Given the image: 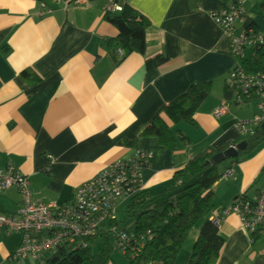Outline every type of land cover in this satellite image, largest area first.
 Instances as JSON below:
<instances>
[{"label":"crops","instance_id":"crops-1","mask_svg":"<svg viewBox=\"0 0 264 264\" xmlns=\"http://www.w3.org/2000/svg\"><path fill=\"white\" fill-rule=\"evenodd\" d=\"M127 2L150 22L147 49L144 56L131 55L114 67L107 44L118 32L104 20L107 0H88L82 6L0 0V166L12 164L26 176L36 203L71 204L83 184L115 162L131 160L138 149L152 154L141 173L142 189L158 194L196 154L242 143L248 147L253 137L238 134L233 125L251 120L254 105L238 107L224 97L228 75L240 62L231 55L229 36L211 17L225 3ZM25 71L38 80L27 82ZM202 84L211 85V93L194 117L196 127L174 130L186 144L164 149L152 138H140L135 148L125 144L139 138L191 87ZM222 104L228 112L216 118ZM235 160L219 168L233 176L213 187L216 216L240 197L254 201L264 185V147L247 160ZM19 208L17 191L0 194V213L13 215ZM199 229L189 234L177 264H187ZM219 231L225 244L218 264H264V238L251 242L235 214ZM21 242L20 233L0 237V264Z\"/></svg>","mask_w":264,"mask_h":264},{"label":"trees","instance_id":"trees-1","mask_svg":"<svg viewBox=\"0 0 264 264\" xmlns=\"http://www.w3.org/2000/svg\"><path fill=\"white\" fill-rule=\"evenodd\" d=\"M121 6V12H105L104 16V20L118 32L117 38L107 44L114 67H119L131 55H145V33L150 26L148 19L127 0L123 1ZM248 50H251L253 55L251 59L241 61L245 71L247 74L264 76V46ZM160 61L162 62V59ZM159 62L151 60L149 63L158 65ZM22 76L29 83L38 80L29 71H25ZM210 93L211 85L191 87L185 95L168 105L162 116L153 119L139 138L125 144L135 148L140 138L155 139L164 149H174L178 142L186 144L187 140L181 132L175 133L174 130L181 125L196 127L194 117ZM224 97L226 101L233 100V94L227 87ZM263 144L264 129L259 128L255 135L248 139L247 149L240 153L234 162L247 160ZM138 151L142 150H136L133 157ZM225 151L226 149H206L196 154L183 170L175 173L173 182L158 194L150 190H140L132 194L126 201L125 214L133 221V228L128 235H123L126 237L125 242H119L112 232L88 240L86 249L80 241L75 240L59 248L56 253L47 255L40 261L41 264H110L108 253L111 249L122 251L129 264H177L189 234L199 225V235L187 264H218L225 242L211 218L217 213L213 187L223 178V174L219 172L222 164L218 165L213 161ZM239 200L246 201L247 198L240 197L234 203ZM220 215L221 213L216 217ZM109 227L117 230V220L109 223L107 228ZM99 240L105 242V248L99 254L93 255L91 247ZM26 261L34 262L31 259Z\"/></svg>","mask_w":264,"mask_h":264},{"label":"built area","instance_id":"built-area-1","mask_svg":"<svg viewBox=\"0 0 264 264\" xmlns=\"http://www.w3.org/2000/svg\"><path fill=\"white\" fill-rule=\"evenodd\" d=\"M55 1L77 6L88 2ZM123 1L125 0H107L104 11L121 12ZM256 1L223 0L226 8L211 13L213 21L230 38L231 55L240 61L231 70L226 81L227 89L233 94L232 103L238 107L254 105L260 111V115L255 118L238 120L233 125L238 134L250 136H254L257 129L264 124V76L247 74L241 64L246 59L245 52L248 49L264 46V30L260 29L254 17L248 21L246 12V7ZM43 16L45 14H41ZM225 104L215 112L216 118L227 114ZM151 160L152 154L142 150L129 161L115 162L97 177L83 184L69 205L34 202L31 184L26 176L12 164L0 166V194L15 190L20 198V208L16 214L0 213V236L12 233L23 236L19 249L4 264H20L28 259L41 264L43 258L56 253L67 243L78 240L86 249L88 240H94L107 232L116 235L115 228L107 227L109 223L116 221L120 204L128 201L132 194L143 190L141 173L149 167ZM232 176L233 171H228L223 178L229 179ZM231 214L239 218L242 228L250 234L251 242L256 236L264 238V185L254 201L239 200L224 209L220 217L213 216L211 221L220 230ZM118 240L123 243L126 237H118Z\"/></svg>","mask_w":264,"mask_h":264},{"label":"rangeland","instance_id":"rangeland-1","mask_svg":"<svg viewBox=\"0 0 264 264\" xmlns=\"http://www.w3.org/2000/svg\"><path fill=\"white\" fill-rule=\"evenodd\" d=\"M264 5V0H257L253 4L246 7V12L255 18V21L258 23L261 30H264V11L262 10V6ZM253 55V52L251 50H247L245 52V58L247 60L251 59ZM232 107V106H231ZM249 113L256 116L260 115V111L257 110L256 107L252 106L249 108ZM252 118V119H253ZM241 137V136H240ZM243 140H247L246 137ZM264 144L259 148H263ZM225 164L223 163L220 167L222 168ZM126 202L121 203V205L118 207L116 220L118 223V229L116 230V237H121L123 235H128L133 228V221L129 219L126 214ZM199 227V226H198ZM9 235V234H8ZM113 242V239H111L110 243ZM105 248V242H102V240H99L95 243H93L91 247V253L93 255L99 254L103 249ZM110 264H129V260L125 257V254L117 249H111L108 253ZM23 264H35L32 261H26Z\"/></svg>","mask_w":264,"mask_h":264},{"label":"water","instance_id":"water-1","mask_svg":"<svg viewBox=\"0 0 264 264\" xmlns=\"http://www.w3.org/2000/svg\"><path fill=\"white\" fill-rule=\"evenodd\" d=\"M262 129H264V124L261 126ZM247 147L246 143H242L236 147H232L225 151L222 154H219L217 157L214 159V163L220 165L225 163L228 160H235L238 159L240 156V153L244 152Z\"/></svg>","mask_w":264,"mask_h":264}]
</instances>
